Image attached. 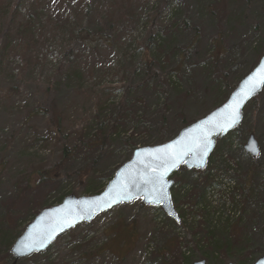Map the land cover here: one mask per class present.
I'll return each mask as SVG.
<instances>
[{
  "label": "rangeland",
  "instance_id": "1",
  "mask_svg": "<svg viewBox=\"0 0 264 264\" xmlns=\"http://www.w3.org/2000/svg\"><path fill=\"white\" fill-rule=\"evenodd\" d=\"M32 1L24 0L22 15H30ZM145 1L138 14L146 7L159 16L156 21L138 16L134 39L125 28L106 31L104 20L92 12L91 38L102 39L89 46L69 42L67 30L75 23L74 11L95 0H44L46 27H36L37 44L27 43L20 30L5 34L10 16L0 22V58L10 39L0 64V237L6 230L21 235L37 212L57 205L66 191L85 195L77 177L95 163L104 190L132 157L128 144L158 145L177 134L184 120L207 115L230 95L228 86L220 88L223 74L231 87L237 85L264 53V0ZM17 2L12 0L13 6ZM71 64L79 67V76L68 83L59 68ZM98 100L108 103L100 109ZM113 126L116 132L104 148L100 142L91 145ZM238 127L232 138L217 140L218 151L205 170L181 166L171 177L172 201L178 215L185 212L187 224L136 199L27 258L15 260L11 254L7 260L0 238V264H229L237 263L239 254L257 260L264 255L263 167L253 177L256 193L250 200L239 190L236 200L242 203L236 207L231 192L246 181L252 157L244 145L251 134L260 144L257 163L264 166V91L258 111L247 104ZM64 146L71 150L69 158L52 180L38 182L36 171L51 170ZM210 173L214 184L207 187L209 206L203 211L193 206L194 190ZM118 233L124 235L117 239ZM212 251L217 258L210 257Z\"/></svg>",
  "mask_w": 264,
  "mask_h": 264
},
{
  "label": "water",
  "instance_id": "2",
  "mask_svg": "<svg viewBox=\"0 0 264 264\" xmlns=\"http://www.w3.org/2000/svg\"><path fill=\"white\" fill-rule=\"evenodd\" d=\"M262 75L264 54L223 104L183 127L171 140L136 148L132 157L116 171L102 192L96 195H68L58 205L42 209L13 243L10 251L15 260L46 251L58 238L77 226L88 224L101 213L136 199H141L146 206H159L167 216L180 222L171 198L175 184L172 175L181 166L188 170H204L207 167L217 140L226 137L242 123L244 108L262 92L264 86H258L253 95L243 99L251 82ZM237 101H242L240 118L230 125L227 121L229 106ZM168 145L172 147H166ZM244 149L252 158L260 156L261 149L255 135L251 134L247 138ZM29 247L33 250L28 251ZM192 264L207 262L197 260ZM254 264H264V255Z\"/></svg>",
  "mask_w": 264,
  "mask_h": 264
},
{
  "label": "trees",
  "instance_id": "3",
  "mask_svg": "<svg viewBox=\"0 0 264 264\" xmlns=\"http://www.w3.org/2000/svg\"><path fill=\"white\" fill-rule=\"evenodd\" d=\"M44 0H33L30 4V15H28L27 17L22 15L21 13V7L24 6V0H19V2H17L16 6H13L12 4V0H0V22H4L8 19L9 17V21H7L6 26V31L5 34L10 37V35L12 34V30L13 31H17L20 30L23 35H25L27 38L26 42L27 43H36L35 40V31H36V27L39 25H42L44 27L45 24L42 21L41 15H43V10L45 8V4H43ZM146 1L142 0L140 2H134V0H107V2L104 4V2H100V0H95L94 3H88V4H83L81 5L78 10L74 11L73 17L75 20V23L73 25H71L69 27V29L67 30L69 35H68V39L69 42L71 40H80L85 46H89L92 45L93 43H95L98 40H101V35L96 36L95 38H91V26L93 25V22L90 21V19H96L94 16H91L92 12L95 14V16H100L101 20L103 19L104 21H101V24L103 25L104 29L106 31H110L111 30H119V29H127L129 31V35L130 38H133V31L135 29V24H140L139 21V17L138 16H148L146 21H149V19H151V17H154L153 20L156 21V17L158 18L159 16V12L158 11H152L151 13L148 14L147 12V8L144 7V11L142 13L138 14V7L139 5L142 3L144 4ZM146 5H148V2L145 3ZM138 6V7H137ZM50 16V15H47ZM38 22V25H36L35 23ZM87 22V25H85V23ZM145 27V26H142ZM111 36V34H110ZM155 34L153 36H151L148 40L147 43V48H150L152 45V41H154L155 38ZM10 44V39L7 38L5 45L3 46V53L7 54V45ZM105 45H107L106 42H104ZM5 54L2 56L3 58H0V64H3L4 61V56ZM67 54H72V50H67ZM264 54V53H263ZM262 53L259 55L257 61L251 66V68L249 69V71L242 77L244 78L248 73H250L258 64V62L260 61L262 55ZM216 57V56H214ZM218 57V56H217ZM216 57V61H218V58ZM63 71L64 75H65V81L66 82H72L73 80L77 79L79 76V67L77 65L71 64L69 67H65V66H60L59 68V72ZM225 74H223L222 76V83L220 85V88L222 87V84H225L226 86H228L229 88V94H231V92L235 89V87L237 85H234L231 87V85L228 83L226 77L224 76ZM241 78V79H242ZM85 79V75L81 74V80ZM264 91V89H263ZM263 91L260 93L259 96L255 97L250 103H252L255 106V110L258 111L259 109V105H260V96L263 93ZM90 92H94L91 91ZM229 96V95H228ZM228 98V97H227ZM108 103V101H101L98 100L96 102V105L99 106V108H104V106ZM224 103V102H223ZM218 103V104H223ZM258 108V109H256ZM100 115V114H98ZM97 117V116H96ZM99 117V116H98ZM198 120V119H197ZM196 121V120H195ZM195 121H191L189 122L188 120H184L182 125H181V129L187 125H189L192 122ZM99 128H102V123L99 124ZM180 129V130H181ZM240 130V128H236L235 130H233L228 136V138H232V136L235 133H238V131ZM58 132V131H57ZM114 132H116V128L113 129L111 127V133L104 135L100 140H98L97 142H92L91 145H96L100 142V146L102 148L105 147L108 137L109 135L113 134ZM179 132V131H178ZM178 134V133H177ZM177 134H175L174 136H170L168 139L164 140L162 143H165L169 140H171L172 138H174ZM226 140V139H224ZM128 149L133 152L136 148H138V144H128ZM140 147H144L145 145H139ZM150 146V145H149ZM217 146V145H216ZM219 147H216L215 151L213 152V154L211 155L209 162L212 163V159L214 158V156L216 155L217 151H218ZM70 152L71 150H69L68 146H64L63 147V154H62V159L56 164L54 165V167L51 170H47V169H39L36 171L37 174H39L38 178V182H46L47 180H52L55 176V174L57 173V171L59 170V168H61L62 164L66 161L67 158H69L70 156ZM98 159H96L95 162H97ZM96 164V163H95ZM95 164L92 165V167H88V168H84L83 170H81L78 174L77 180H78V188H83L84 189V194L85 195H96L99 194L100 192L103 191L104 185L100 182L99 177L97 176V173L95 171ZM209 167V166H207ZM261 167H263L262 164L257 163V158H250V166L249 168L246 170L245 176H246V181L244 182V186L242 187H235L233 188L232 192H231V202L232 204L236 207H238V205L240 203H242V200H236V196H238L239 194V190H241V195H243L244 192H246L247 195V200H250V198L255 195V190H253V185H252V180L253 177L255 175V173H257V169H261ZM210 168L207 169V171H209ZM213 175L212 173H210V175H208L205 178V181L199 186L197 184L196 189L194 190V194L197 197V203L193 204V206H201V209L203 211L206 210V208L209 206L208 201H206V191H207V187L210 184H214L213 181ZM211 186H209L210 188ZM230 187V185H229ZM208 188V189H209ZM181 190V188L175 189L174 192L175 193H179ZM77 195L78 192L77 190H70V191H66L64 193H62L58 198L57 201L60 203L66 196L68 195ZM178 195V194H177ZM58 203V204H59ZM41 211V210H40ZM39 211V212H40ZM37 212L34 216L36 217L37 214L39 213ZM180 218H181V222L182 224H187V220H185V212L180 214ZM172 220V219H171ZM95 221V220H94ZM93 221V222H94ZM175 221V220H173ZM92 222V223H93ZM176 222V221H175ZM124 235V233H118L116 235V238L119 239ZM20 236V235H19ZM18 235L15 236L14 233L11 230H6L4 232V234L1 235V240L5 241V250L4 253L5 255H7V260L11 258V253L10 250L11 246L13 245V243L15 242L14 240L19 237ZM162 256H164L165 253H161ZM35 255V254H34ZM240 256V254H239ZM238 255L237 257V263L238 264H254L256 257L252 260H248L247 258H240ZM210 257H214L217 258L213 251L210 253ZM188 262L190 263V260H188ZM192 264V263H191Z\"/></svg>",
  "mask_w": 264,
  "mask_h": 264
},
{
  "label": "snow or ice",
  "instance_id": "4",
  "mask_svg": "<svg viewBox=\"0 0 264 264\" xmlns=\"http://www.w3.org/2000/svg\"><path fill=\"white\" fill-rule=\"evenodd\" d=\"M258 86H264V75H262L258 80H253L251 82L250 87L248 88V91L245 92L243 99H247L251 95H253L257 90ZM241 106H242V101H237L233 105L229 106L227 121L229 122L230 125L235 124L239 120ZM166 147L171 148L172 145H168ZM206 147L207 146L205 145V148ZM41 247H43V245H41ZM32 250L33 249L31 247L28 248V251H32ZM35 250L38 251L39 249H35Z\"/></svg>",
  "mask_w": 264,
  "mask_h": 264
}]
</instances>
